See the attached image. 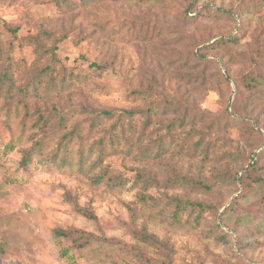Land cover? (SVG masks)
I'll use <instances>...</instances> for the list:
<instances>
[{
	"label": "rangeland",
	"instance_id": "1",
	"mask_svg": "<svg viewBox=\"0 0 264 264\" xmlns=\"http://www.w3.org/2000/svg\"><path fill=\"white\" fill-rule=\"evenodd\" d=\"M73 1L69 11L54 0H0V94H12L19 112L13 132H24V144L0 157V264H264V187L257 183L264 178V98L257 93L264 80L251 90L246 85L256 58L264 57V0L244 10L242 0ZM211 8L235 22L205 16ZM41 30L60 40L54 75L60 86L63 76L67 81L59 90L29 86L45 66L30 45ZM231 37L238 43L221 44ZM204 67L207 83L189 81ZM165 99L180 102L179 113L156 116L141 136L145 117L124 112L159 110ZM184 112V125L169 133ZM112 135L115 151L89 175L99 182L37 162L21 169L24 152L42 138L46 156L57 146L92 149L91 164L99 142ZM147 147L152 158L142 160ZM174 175L212 189H170L164 182ZM172 197L213 209L200 225H177L167 205ZM74 203L96 218L77 213ZM57 229L96 240L71 250L68 260L61 251L73 244L57 238Z\"/></svg>",
	"mask_w": 264,
	"mask_h": 264
},
{
	"label": "trees",
	"instance_id": "2",
	"mask_svg": "<svg viewBox=\"0 0 264 264\" xmlns=\"http://www.w3.org/2000/svg\"><path fill=\"white\" fill-rule=\"evenodd\" d=\"M82 4L86 5L88 3H91L93 0H80ZM244 4L243 10L247 7L248 4L250 5H256L260 6V1L257 0H242ZM54 3L56 5V8L58 9H66V10H73L77 7V3L73 0H54ZM231 13L224 11L220 8H211L208 13L204 14L207 17H212L215 20H226V21H233L235 22V18L230 16ZM211 15V16H210ZM6 29L13 35H16L18 32V28L11 27L7 24H5ZM238 38H228L226 41H222V45L226 44H237ZM60 40L54 38V32L51 30H41L34 38L31 39V46L34 49V53L36 55V62L39 65H45L42 67V69L36 73V75H33V78L30 81L31 89L37 90L41 87L46 88H52L55 90L61 89L63 84L66 83V79L64 76L61 80V86L57 83L56 77L54 75L55 65L59 62L57 58V50H58V44ZM0 54L3 55V51L1 50L0 45ZM1 57V56H0ZM3 57V56H2ZM255 67H257L255 71V75L252 76L250 79H248V82L246 83L247 87L251 90L255 88L257 85L263 83L262 80H264V57L260 58L258 62V58H256V62L254 63ZM97 70H104V66L102 65H96L93 64ZM5 80H10L9 76L5 74L3 77ZM199 78H202V81L204 83H207L208 81V74L205 73V67L202 69L201 73L196 75L195 77L193 75L189 76V81H192V79L197 80ZM48 79V80H47ZM27 90H24L26 92ZM23 92L21 91L20 94ZM257 93L259 94V99L264 98V88H261L257 90ZM11 98L12 94L7 93L5 96H2L0 94V100L4 101L3 104V110L4 118L0 120V157L2 155H5L8 151L14 150L15 148L19 147L20 145L24 144V132H22L19 136H16V133L13 132L14 123L18 119V108H14L11 104ZM180 111V102L178 103H172L168 99H165L164 104L162 107L157 110L155 108H149L147 111H125L124 115L128 118H134V120L139 117L143 116L146 119V122L143 126V129L141 131V136H144L145 131L149 127L151 121L153 118L159 115H165L167 113H172L174 115L178 114ZM103 116L106 118H111L115 116L114 112L112 111H104ZM122 117V116H121ZM120 117V120H121ZM187 119V114L184 112L181 114V117L178 119L172 120L171 123L167 126L169 133L174 129L176 126H183L185 121ZM23 126L22 122H19L17 130H20ZM8 131L7 134H3L2 130ZM43 139V140H42ZM37 141L34 146L29 150L24 152V156L22 159L21 169L23 172L29 171L30 167L35 163H41L44 165V167L47 168H53L56 170H59L64 173H71V174H80L85 177H90V179L93 182H99L102 180V178L98 177H91L89 176L93 171H95L99 165L102 163V159L104 155L108 154L109 151H115L116 143L118 142V139L115 135H112L111 138H103L99 142V147L96 150V153H98V156L95 158V160L89 164L88 162L90 159H93V150L91 149L88 153L84 152L82 149H79L78 151H67V150H61L60 146L52 150L50 154L47 156L44 154L45 148H48V142L44 141V138ZM106 139L108 142H106ZM60 145V144H59ZM109 145L110 149H107L106 147ZM160 150L164 149L163 140L159 141ZM180 152H183V148L179 150ZM152 150L151 148L147 147L146 149L142 150L141 154L139 155L140 159L142 160H148L152 158ZM160 153V152H159ZM39 159V160H38ZM255 161V160H254ZM166 187L170 189H174L176 187H184L185 189H191L193 191H203L204 193H209V191L212 189V187L203 182L201 179H193L186 176H179L174 175L172 178H169L166 182H164ZM257 183L260 184L262 187H264V178L260 177L257 180ZM167 205L171 206L173 208L172 215L170 218L172 219V222L177 225H186L189 226H195L200 225V219L205 214V212L212 210V205L205 204L203 202L197 201V200H191L189 198H178V197H172L167 199ZM74 210L81 214L82 216H85L89 219H95L96 216L91 210L81 208L78 204H73ZM189 211L190 217L184 220V214ZM194 213H198L195 218L191 219V215ZM55 236L59 239L71 241L73 246H71L68 249L62 250L61 255L63 257H66L68 260L73 259V255H71V250H80L85 249L89 245H91L95 240L96 237L92 234L84 233L80 230H63V229H57L54 232ZM145 239L147 242H152L154 244H158L159 242L155 240L153 236H145ZM159 247L167 250L169 253L171 252V248L167 243H159Z\"/></svg>",
	"mask_w": 264,
	"mask_h": 264
}]
</instances>
